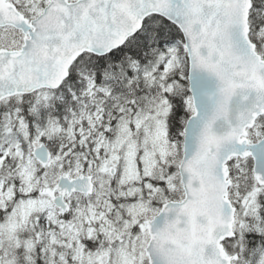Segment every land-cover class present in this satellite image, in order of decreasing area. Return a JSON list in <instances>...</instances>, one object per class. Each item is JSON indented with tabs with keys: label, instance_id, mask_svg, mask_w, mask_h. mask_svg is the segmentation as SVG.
Instances as JSON below:
<instances>
[{
	"label": "snow or ice",
	"instance_id": "obj_1",
	"mask_svg": "<svg viewBox=\"0 0 264 264\" xmlns=\"http://www.w3.org/2000/svg\"><path fill=\"white\" fill-rule=\"evenodd\" d=\"M0 264H264V0H0Z\"/></svg>",
	"mask_w": 264,
	"mask_h": 264
}]
</instances>
